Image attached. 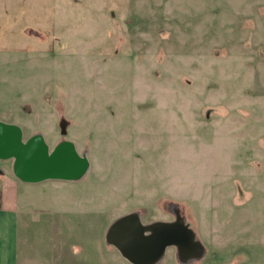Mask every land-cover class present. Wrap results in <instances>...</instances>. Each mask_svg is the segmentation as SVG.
<instances>
[{
	"label": "rangeland",
	"instance_id": "374dc122",
	"mask_svg": "<svg viewBox=\"0 0 264 264\" xmlns=\"http://www.w3.org/2000/svg\"><path fill=\"white\" fill-rule=\"evenodd\" d=\"M0 120L90 160L37 204L57 264H131L130 212L203 246L157 264H264V0H0Z\"/></svg>",
	"mask_w": 264,
	"mask_h": 264
},
{
	"label": "water",
	"instance_id": "95a60500",
	"mask_svg": "<svg viewBox=\"0 0 264 264\" xmlns=\"http://www.w3.org/2000/svg\"><path fill=\"white\" fill-rule=\"evenodd\" d=\"M60 126L66 136L65 118ZM10 159L14 175L26 183L79 181L90 169L87 154H81L73 141L65 139L51 148L42 133L25 139L20 125L0 120V160ZM106 241L131 264H157L170 246H176L186 257L203 253L194 230L180 215L173 221L146 224L139 213L130 212L111 224Z\"/></svg>",
	"mask_w": 264,
	"mask_h": 264
},
{
	"label": "crops",
	"instance_id": "0c3cea01",
	"mask_svg": "<svg viewBox=\"0 0 264 264\" xmlns=\"http://www.w3.org/2000/svg\"><path fill=\"white\" fill-rule=\"evenodd\" d=\"M47 183L46 181L23 182L14 175L13 165L9 160H0V191L2 194L0 264H57L52 258L54 246L52 233L56 228L51 223L47 225L44 223L45 220L40 219V217L43 218L42 212L46 209L37 206L38 203L43 204L46 198L44 194L49 187ZM35 227L39 234L34 244L39 247L37 254L29 250L32 243H25V248L22 244V238L25 236L28 237V242L31 241L33 235H30V231ZM59 237L62 236L59 235ZM56 239H58V234H56L55 241Z\"/></svg>",
	"mask_w": 264,
	"mask_h": 264
},
{
	"label": "trees",
	"instance_id": "16d2710c",
	"mask_svg": "<svg viewBox=\"0 0 264 264\" xmlns=\"http://www.w3.org/2000/svg\"><path fill=\"white\" fill-rule=\"evenodd\" d=\"M1 205H2V194H1V191H0V208H1Z\"/></svg>",
	"mask_w": 264,
	"mask_h": 264
}]
</instances>
